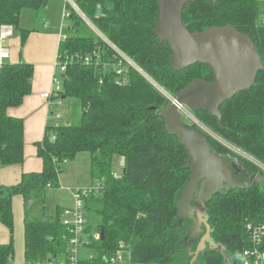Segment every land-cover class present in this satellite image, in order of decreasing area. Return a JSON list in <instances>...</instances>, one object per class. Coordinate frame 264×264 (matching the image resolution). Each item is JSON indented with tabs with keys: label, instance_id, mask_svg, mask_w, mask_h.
<instances>
[{
	"label": "trees",
	"instance_id": "1",
	"mask_svg": "<svg viewBox=\"0 0 264 264\" xmlns=\"http://www.w3.org/2000/svg\"><path fill=\"white\" fill-rule=\"evenodd\" d=\"M52 1L0 0V27L13 26L24 46L30 31L20 28L22 11L41 12ZM75 1L101 34L169 94L176 97L198 79L214 80L212 71L203 64L180 72L171 68V47L154 33L158 0ZM66 8L71 12L69 29L75 32L62 41L59 55L64 59L94 57L89 65L70 61L63 74L62 97L76 100L83 116L79 124L46 129L43 141L37 144L43 171L24 174L16 186L0 189V222L14 231L12 202L15 196H22L26 206V264H40L54 257L69 264L71 235L63 224L66 209L57 208L54 216H45L46 192L60 187L66 161L88 152L92 180L106 182L101 192L85 202L86 234L94 233L91 219L99 218L97 232L104 231V239L92 237L87 247L96 256L90 259L83 255L79 264H120L122 249L130 252L131 264H191L189 248L193 246L195 252L198 247V243L190 242L193 222L178 217V203L191 176L186 168L189 155L159 117L170 102L133 68L126 70L128 83L119 85L118 55L99 36L80 35L86 21L69 5ZM182 18L192 33L234 26L252 38L264 64V26L258 23V0H196L185 7ZM93 53L100 55L99 64ZM33 76L34 66L26 63L7 62L0 70V167L25 161L24 121L9 116L8 111L20 107L32 93ZM220 111L221 124L207 112L194 114L226 143L264 161V71L251 90L234 96ZM209 140L219 154L237 156L220 141ZM117 156L125 161L119 178L113 170ZM243 163L239 177L251 186L222 191L206 203L212 239L224 249L208 248L199 256L201 264H241L242 253L249 247L247 223H264V178L263 182L247 181L246 170L256 169ZM14 256L13 242L0 246V264H12Z\"/></svg>",
	"mask_w": 264,
	"mask_h": 264
},
{
	"label": "water",
	"instance_id": "2",
	"mask_svg": "<svg viewBox=\"0 0 264 264\" xmlns=\"http://www.w3.org/2000/svg\"><path fill=\"white\" fill-rule=\"evenodd\" d=\"M158 1L159 14L154 33L161 43L167 42L171 47V68L180 72L193 65L203 64L214 75L212 82L202 79L193 81L177 94V104H168L159 114L166 123L167 131L178 138L189 155L186 168L191 171V176L178 203V217L193 221L189 229L193 236L205 234L195 252H192L193 246L189 248L193 256L191 264H201L199 256L208 248L224 249L212 239L206 203L222 191L245 189L251 184L239 177L240 173L235 171L236 164L229 156L214 151L209 137L200 128L185 123L178 105L185 106L192 113L207 112L221 124L222 105L237 94L251 90L259 73L264 71V64L252 38L232 25L192 33L184 24L182 16L185 7L196 0ZM208 1L218 3L220 0ZM101 14L99 8L97 16ZM198 185L197 206L189 207L190 198ZM101 236L103 240L104 231Z\"/></svg>",
	"mask_w": 264,
	"mask_h": 264
},
{
	"label": "crops",
	"instance_id": "3",
	"mask_svg": "<svg viewBox=\"0 0 264 264\" xmlns=\"http://www.w3.org/2000/svg\"><path fill=\"white\" fill-rule=\"evenodd\" d=\"M66 9L65 0H54L42 13L32 9H24L21 14L20 28L30 31L27 41L22 46L21 34L14 29L13 38L6 42V47L10 52L12 64L26 63L34 66V76L32 79V93L26 97L24 103L17 108L8 111V115L13 118L24 121V139H25V161L22 165L0 167V189L16 186L22 180L24 174L41 173L43 171V160L38 157L37 144L42 142L48 127L56 125L64 115L60 109L64 106L67 98L62 97L63 105L59 108H52V102H57V97L45 99L42 96L54 90V79L59 77L63 80V74L57 68V60L60 51V45L69 35L65 34L64 12ZM64 20V21H63ZM38 22L41 26L37 28ZM70 34L75 31L69 29ZM72 36V35H71ZM74 108L81 109L78 103L73 102ZM61 113V119H57L55 113ZM82 113V111H81ZM53 119V125L51 121ZM70 119V118H67ZM91 158V157H90ZM70 164V163H69ZM68 164V165H69ZM91 164V162H90ZM66 174L60 176V182L63 192L67 194H52L55 202L51 207V216H54L57 208L68 209L64 199L73 198L71 190L76 188L88 187L92 184L91 168L87 173V181L71 182L67 181ZM62 182L67 185L63 186ZM51 190V189H49ZM48 190V191H49ZM14 215V231L0 222V246L9 245L13 242L15 256L12 264H26L25 260V224H26V206L24 198L20 195L15 196L12 202ZM47 209V206H45ZM85 253H82V256ZM87 256V255H86ZM48 261L59 263L58 258L54 257Z\"/></svg>",
	"mask_w": 264,
	"mask_h": 264
},
{
	"label": "built area",
	"instance_id": "4",
	"mask_svg": "<svg viewBox=\"0 0 264 264\" xmlns=\"http://www.w3.org/2000/svg\"><path fill=\"white\" fill-rule=\"evenodd\" d=\"M66 5H69L74 11H76L85 21L87 24L93 27V30L97 36H99L102 40H104L115 53L120 58L119 65L117 69L118 81L117 83L121 86L126 85L128 83L127 77V69L133 68L138 71L141 75H144L145 78L153 84L155 88L165 96L170 103H176V97L170 95L164 88L155 84L154 80L151 77H148L144 74V72L140 69V67L131 59L129 58L124 52H122L119 48H117L114 44H112L99 30L92 24L91 21L82 13L79 9L78 5L76 4L75 0H65ZM71 17V12L67 8L64 12V19H69ZM261 25L264 26V18L261 21ZM14 36V29L9 26H2L0 28V70L3 66L9 62L10 60V52L6 47V42L13 38ZM96 57L97 64H99L98 59H100V55L97 53H93ZM80 61L87 65L93 63L94 57L92 56H81L76 55L73 57H67V59L62 58L60 55L58 56L57 60V68L60 70L61 74H65L69 62ZM103 68L107 70L106 65H103ZM63 80L59 77L54 79V90L52 92L44 94L42 97L45 99H52L54 96L57 97V102H52L50 105L52 108H59L63 105V101L61 99V95L63 94ZM177 104V103H176ZM179 111L183 114V117L192 118L191 120L194 122L193 124L200 128L208 137L214 138L215 132H213L210 128L206 127L202 123H199L194 117L193 113L190 112L185 106L178 105ZM57 119H61V113H55ZM55 139V138H54ZM216 139V138H215ZM225 146L229 147V144L226 143L221 138L217 139ZM230 149V148H229ZM231 150V149H230ZM238 149H232L235 154L241 156L243 152H237ZM262 170L264 171V161L260 163ZM116 178L120 176L115 175ZM105 180L97 181L91 187H84V188H76L72 190V196L75 199V206L73 208H68L64 211L65 219L63 224L67 227L68 232L71 235L70 239V246H71V256H70V263L69 264H79L80 262V249L83 246H88L87 242H84L82 236L86 234V227L88 224V220L86 217L85 211V202L90 198L92 195H97L105 188ZM246 230L248 233V242L249 247L245 249L241 256V264H264V223L255 224V223H247ZM93 238L97 241L101 239L100 233H94ZM40 264H67V263H54L51 261H43Z\"/></svg>",
	"mask_w": 264,
	"mask_h": 264
},
{
	"label": "rangeland",
	"instance_id": "5",
	"mask_svg": "<svg viewBox=\"0 0 264 264\" xmlns=\"http://www.w3.org/2000/svg\"><path fill=\"white\" fill-rule=\"evenodd\" d=\"M41 13L42 12H40V14ZM263 18H264V0H258V23L259 24L261 23ZM64 20H65V34H68L69 36H71L72 35V34H70L71 31H67L68 30L67 26L71 24V20L70 19H64ZM40 26H41V23L38 22L37 28H39ZM79 30H81L80 35H86V36L88 35V36H91V37H94V38L97 37V35L95 34V32L93 30V27L90 26L89 24L81 25V28ZM140 69L144 72L145 75L150 77V75H148L141 67H140ZM142 76L145 77L144 75H142ZM154 81H155L154 82L155 84L159 85V83L156 80H154ZM151 86L154 88L153 84H151ZM157 91L159 92L158 89H157ZM160 94H162V93H160ZM170 95H172V94H170ZM173 97H175V96H173ZM73 102L77 103V101L73 100V99H67L66 101H64V106L61 107V109H60V111L64 115V117L61 120H59L56 125L53 123V119H52V121H51L52 124L51 125L54 124L53 126H56V127L60 126L61 127V126H65V125H72V124L76 125V124L80 123V121L82 119V116H83V112L81 113L82 110L81 109H77L76 106L74 108ZM86 114L87 113H84V115H86ZM193 115L195 116L194 113H193ZM67 118H70V119H67ZM194 118L199 123H202L203 125L208 127L206 124H204L202 121H200V119H198L196 116ZM191 119L192 118L189 119V118H186L185 116L183 117V120L185 121V123H188V124H193L194 123ZM208 128H210V127H208ZM214 134H215L214 139L215 138H216V140L219 139V138L222 139V137L220 135H218L217 133H214ZM228 148H230L231 150L232 149H235V150L238 149L237 152H243V154L241 156H239L237 154H236L237 156L234 155L233 157H235V158H231L229 156L232 161L236 162V163H234V164H236V166L234 165L235 166V171H238L240 173V175H242L243 170L239 168V165H240V167H242L241 164L243 165L244 164L243 162H247L249 164H252L253 167L256 169L255 172H249L250 170L247 172V170H246L244 175L247 178V181H249V182H253V181L254 182L255 181L256 182H263L264 171L262 170V168L260 166V163L263 162V161L251 157L250 155L245 153L243 150H241V149H239V148H237V147H235V146H233L231 144H229ZM90 157H91L90 153L82 152V153H79L77 155L76 159H74L73 161H66L64 163L65 169H64V173L63 174H66L65 177H67V181L69 183H71L73 181L82 183L83 181L85 182V181L88 180L86 176H87L88 171L91 168V164H90L91 158ZM124 165H125V161H124V159L122 157L120 158V157L117 156V157L114 158L113 170H114L115 175L121 176V174L123 172ZM96 182L97 181H95V182L93 181L92 184H90L88 187H91ZM62 185L65 186V185H67V183L66 182L65 183L62 182ZM61 190H62V186H61V182H60V187L59 188L51 189V190L46 192V206H47V209L45 208L46 209V211L44 212L45 216H51L52 215L51 207H53V204L55 202L54 198H51L52 194H57V193L67 194V193H65V192H63ZM72 190H75V189H72ZM64 203H65L66 206L73 208L75 206V199L74 198H68V199L65 198L64 199ZM37 214L39 215V213H37ZM38 215H36V216H38ZM185 218L186 217H182L180 219H185ZM91 220H92V224L94 225L92 227L93 228V232L94 233H100V232H97V227H98V224L101 222V220L99 218L96 220V218H94V217ZM94 233L86 234L85 236H82L83 241L87 242L90 245V240L92 239ZM191 237H192V239L190 240V242L198 243V242H194L195 239L193 238V236H191ZM101 238H102V236H101ZM199 243H198V245H199ZM80 252H81L80 258H83L82 257V253H85L87 255V257H89L90 259H93V257L96 256L95 253L90 251V248L87 247V246H83L80 249ZM118 256H119L120 264H131V254H130V252L128 250L122 249L119 252ZM114 261L117 262L118 260L115 259Z\"/></svg>",
	"mask_w": 264,
	"mask_h": 264
},
{
	"label": "flooded vegetation",
	"instance_id": "6",
	"mask_svg": "<svg viewBox=\"0 0 264 264\" xmlns=\"http://www.w3.org/2000/svg\"><path fill=\"white\" fill-rule=\"evenodd\" d=\"M213 81V80H212ZM212 81H210V82H212ZM240 175V174H239ZM199 191H200V185H198V187H197V190H196V192H195V194L192 196V198H190V201H189V203H188V205H189V207H195V206H197V202H198V197H199ZM192 218V217H191ZM193 222V221H192ZM192 226H193V223H192ZM191 226V227H192ZM190 227V228H191ZM191 236H193V235H191ZM205 236V234H197L196 236H193V238L195 239V240H197L198 241V243L201 241V239L203 238ZM193 239V240H194Z\"/></svg>",
	"mask_w": 264,
	"mask_h": 264
}]
</instances>
